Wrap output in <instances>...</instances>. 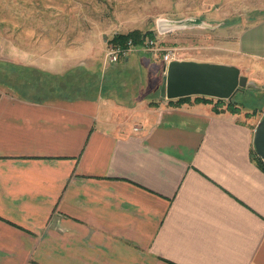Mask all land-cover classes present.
Masks as SVG:
<instances>
[{
    "label": "crops",
    "instance_id": "obj_1",
    "mask_svg": "<svg viewBox=\"0 0 264 264\" xmlns=\"http://www.w3.org/2000/svg\"><path fill=\"white\" fill-rule=\"evenodd\" d=\"M25 3L0 24V264H264V105L169 103L158 54L105 61L139 28L101 0ZM235 45L264 65V14Z\"/></svg>",
    "mask_w": 264,
    "mask_h": 264
},
{
    "label": "rangeland",
    "instance_id": "obj_2",
    "mask_svg": "<svg viewBox=\"0 0 264 264\" xmlns=\"http://www.w3.org/2000/svg\"><path fill=\"white\" fill-rule=\"evenodd\" d=\"M101 1L102 13L108 16L115 11V14H120V18L125 19L121 30L139 28L142 32H151L144 41L150 39L155 42L160 58L171 50L172 57L178 60L192 59L228 65L239 62L235 51V37L240 35L247 24L264 14V0H114L112 7L110 1ZM40 10L38 5L26 4L25 0H0V24L5 28L19 23L24 28L26 22L32 23V20L25 19L26 13ZM159 17L182 20L184 23L180 26L183 28L172 30L175 25H170L172 29L158 34L155 21ZM143 44L134 47L148 51ZM3 63L0 61V65H3L0 67V76L9 71ZM245 63L241 74H247V85L238 88L233 93L232 100L242 108L259 111L264 105V65H249V60ZM165 68V63L160 59L156 61V70L152 72L155 76L159 69L164 72L161 76L164 91ZM151 78L157 82L158 78ZM164 91L162 90V96Z\"/></svg>",
    "mask_w": 264,
    "mask_h": 264
},
{
    "label": "water",
    "instance_id": "obj_3",
    "mask_svg": "<svg viewBox=\"0 0 264 264\" xmlns=\"http://www.w3.org/2000/svg\"><path fill=\"white\" fill-rule=\"evenodd\" d=\"M183 23L182 20L159 17L155 21V27L158 34H163L172 29L170 25H175L172 29L174 30L183 28L180 26ZM246 85L247 76L241 74L240 69L235 65L174 59L169 61L165 68L166 99L192 95L230 99L238 88H244ZM253 146L264 161V113L256 126Z\"/></svg>",
    "mask_w": 264,
    "mask_h": 264
},
{
    "label": "trees",
    "instance_id": "obj_4",
    "mask_svg": "<svg viewBox=\"0 0 264 264\" xmlns=\"http://www.w3.org/2000/svg\"><path fill=\"white\" fill-rule=\"evenodd\" d=\"M147 34H151V32H142L140 31L139 29H134V30H131L127 33H116L112 36V38L110 39V44H113V45H120V46H125L126 45V42L128 40H131L133 45L134 46H140L143 44L144 42V39L146 38ZM212 99L211 97H206V96H195V102H212ZM190 100V96H184V97H180V98H176V99H168L167 101L169 103H173V102H185V101H188ZM224 105H226V108L227 109H230V110H235L234 108V102L233 101H228V103L225 104L224 100L223 99H219L217 98L216 101L214 102L213 104V108L215 110H218L220 108H222ZM257 157V162L259 164V166L261 167V169L264 170V161L258 157Z\"/></svg>",
    "mask_w": 264,
    "mask_h": 264
},
{
    "label": "built area",
    "instance_id": "obj_5",
    "mask_svg": "<svg viewBox=\"0 0 264 264\" xmlns=\"http://www.w3.org/2000/svg\"><path fill=\"white\" fill-rule=\"evenodd\" d=\"M143 45V47L146 48L149 52L156 54L159 52L155 42L150 39L144 41ZM133 47L134 45L131 40H128L125 46L109 44L104 55L105 61L108 63H116L120 58L126 57ZM172 55L173 52L171 50H168L161 56V59L163 63H165V65H167L169 61L175 59L174 57H172Z\"/></svg>",
    "mask_w": 264,
    "mask_h": 264
}]
</instances>
